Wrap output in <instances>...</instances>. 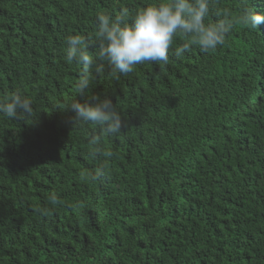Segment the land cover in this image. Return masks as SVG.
<instances>
[{
  "label": "trees",
  "instance_id": "16d2710c",
  "mask_svg": "<svg viewBox=\"0 0 264 264\" xmlns=\"http://www.w3.org/2000/svg\"><path fill=\"white\" fill-rule=\"evenodd\" d=\"M153 2L0 0V101L19 92L34 108L0 116V264H264V22L181 58L177 33L167 64L119 78L94 57L102 73L76 93L66 38L93 37L98 13ZM248 4L264 15V0ZM248 4L216 8L234 19ZM93 96L122 120L96 146L98 130L77 126L70 107Z\"/></svg>",
  "mask_w": 264,
  "mask_h": 264
},
{
  "label": "clouds",
  "instance_id": "9594fccd",
  "mask_svg": "<svg viewBox=\"0 0 264 264\" xmlns=\"http://www.w3.org/2000/svg\"><path fill=\"white\" fill-rule=\"evenodd\" d=\"M217 3L218 0H154L135 13H130L126 8L115 17L105 12L98 13L93 37L74 34L66 38L65 61L79 65L81 70L75 85L76 93L84 94L90 88L93 71L97 75L102 73L103 64L93 67L94 57L110 65L111 75L119 78V75L132 73L138 64H167L169 49L177 33L186 39L173 52L175 57L181 58L193 46L203 53L216 50L226 43L236 25L257 30L258 24L264 22V15L254 14L248 0V6L242 5L234 19L230 18L232 13L229 9L216 8ZM211 15L222 18L214 23H206V18ZM94 41L99 43V47L93 55L88 48ZM92 99L95 101L92 105L72 101L70 107L75 112L73 122L77 126L93 125L98 130L99 135L89 138V143L96 146L101 136L120 134L122 120L111 101L95 96ZM33 113L32 100L19 92L0 101V116L8 119H24ZM105 155L111 157L113 154L109 151ZM100 175L102 169H97L92 178L99 179ZM50 199L52 203H58L55 195Z\"/></svg>",
  "mask_w": 264,
  "mask_h": 264
}]
</instances>
